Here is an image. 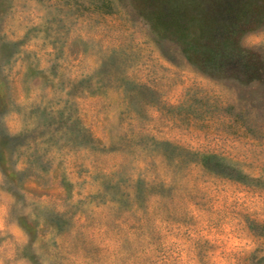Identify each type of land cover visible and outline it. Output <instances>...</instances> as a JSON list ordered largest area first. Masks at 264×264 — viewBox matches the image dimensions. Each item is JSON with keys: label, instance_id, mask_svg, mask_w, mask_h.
<instances>
[{"label": "rangeland", "instance_id": "obj_1", "mask_svg": "<svg viewBox=\"0 0 264 264\" xmlns=\"http://www.w3.org/2000/svg\"><path fill=\"white\" fill-rule=\"evenodd\" d=\"M0 264H264V0H0Z\"/></svg>", "mask_w": 264, "mask_h": 264}, {"label": "trees", "instance_id": "obj_2", "mask_svg": "<svg viewBox=\"0 0 264 264\" xmlns=\"http://www.w3.org/2000/svg\"><path fill=\"white\" fill-rule=\"evenodd\" d=\"M208 155H203V157H207Z\"/></svg>", "mask_w": 264, "mask_h": 264}]
</instances>
